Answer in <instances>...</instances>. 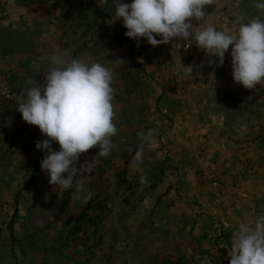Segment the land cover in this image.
Instances as JSON below:
<instances>
[{
	"label": "crops",
	"instance_id": "0c3cea01",
	"mask_svg": "<svg viewBox=\"0 0 264 264\" xmlns=\"http://www.w3.org/2000/svg\"><path fill=\"white\" fill-rule=\"evenodd\" d=\"M111 2L0 0V75H14L26 89L29 85V88L41 85L45 83L46 73L54 67L50 57L57 53H63L66 61L80 59L110 68L114 76V122L118 131L112 138L114 148L109 157L127 165L125 176L131 179L140 175L132 169L135 150H143L142 166L154 156L162 160L168 156L182 162L178 169L164 172L154 186H148V191L144 187L138 192L140 203L146 199L143 208L152 205L158 212L155 234L159 239L167 238L166 242L162 240L163 252L198 258L197 264H229L231 242L239 223L254 221L264 214V206H257L252 197L242 195L264 191V181L262 187L256 186L260 172L257 163L263 152L260 146H264V122L259 119L264 109V89H240L239 83L226 88L228 79L220 80L224 86L219 90L212 89L208 82L203 83L197 71L204 60L208 61L202 49L181 39L153 47L146 38H127L123 35L127 29L122 26V20L110 23L115 8ZM255 2L216 0L205 7L207 16L203 21L191 19L193 31L195 27L211 24L217 30L231 32L237 17L245 22L254 17L264 20V11L258 10ZM181 45L189 48L179 52ZM129 49L138 51L135 62L129 57ZM159 63H175L183 70L191 67L194 74L184 92L188 108L182 112L174 106L171 122L163 117L167 91ZM127 64L132 65L128 71ZM133 80L137 88L129 86ZM148 81L154 82V88L147 86ZM14 112L19 116L18 110ZM210 112L213 116H209ZM239 129H244V134ZM139 133H144V138ZM94 157L86 152L80 155L83 162ZM208 161L215 162L216 175L225 177L229 183L240 182V197L245 199L240 198L239 211L222 212L209 200L197 174V168L206 166ZM143 171L145 176L147 171ZM96 173L97 170L89 173L88 178ZM120 173L113 170L109 175L102 173V177L111 176L120 183ZM148 192L150 196L154 194L153 200L141 196Z\"/></svg>",
	"mask_w": 264,
	"mask_h": 264
},
{
	"label": "rangeland",
	"instance_id": "374dc122",
	"mask_svg": "<svg viewBox=\"0 0 264 264\" xmlns=\"http://www.w3.org/2000/svg\"><path fill=\"white\" fill-rule=\"evenodd\" d=\"M182 48L183 45L178 49L179 52ZM128 51L129 57L135 62L138 51ZM230 52L231 47L225 53L223 64L216 63V57L206 54L208 61L204 60L197 69L203 83L208 82L212 89L219 90L224 86L220 80L226 79L227 85L224 87H236L232 79ZM158 65V69L164 74V89L167 91L162 107L166 114L162 115L170 121L174 106L181 108L182 112L187 110L188 101L184 92L194 74L188 69H181L182 67L175 63ZM130 67L132 65L127 64L126 71ZM5 78L11 92L15 94V99L9 103L0 101V264L200 263L198 258L163 252L162 243L166 242L167 238L159 239L155 234V229L159 226L158 212L154 210L155 207L152 209V205L143 208L146 206V199L141 203L137 200L141 188L154 186L164 172L178 169L182 162L168 156L164 160L156 156L152 159L149 157L143 166L140 164L138 170L132 168L140 175L131 179L125 176L127 165L122 164L119 159L97 156L98 163L94 169L97 173L87 178L85 184V188L94 195L84 204L73 198L74 188L59 191L57 186L48 183L49 177L40 167V162L47 153L35 147L37 141L47 137L37 126L24 122L19 111V116L14 114L19 104L26 99V91L30 85L26 89V85L14 75ZM142 83L145 85L144 80ZM41 85H44V82ZM129 86L138 87L134 80ZM147 86L154 88V82L148 81ZM255 88L264 89V86L257 85ZM240 89L245 88L240 85ZM263 105L264 102V108ZM209 116L213 114L210 112ZM259 119L264 122V109ZM232 131L235 132L233 129ZM240 131L244 134L245 130L239 129ZM51 147L59 150L55 142L51 143ZM175 147L178 148L177 145ZM260 149L263 152L261 160L257 163V171L260 172H257L256 186L262 187L264 146H260ZM99 150L98 146H94L86 153L94 157ZM167 151L171 153L170 150ZM82 162L79 157L75 163L78 170L91 161ZM214 165L215 162L208 161L206 166L197 168L200 184L214 207L222 212L238 210L242 202L240 198L244 200L245 196L252 197L257 206H264L262 189L253 194L243 193L245 196L240 197V182L229 183L225 177L216 175L218 171ZM143 169L147 171L145 176H142ZM113 170L121 172L120 183L113 181L111 176L102 177V173L109 175L108 172L111 174ZM208 175H213L222 187L225 197L222 205L216 203L213 198L207 181ZM141 196L154 199V194L150 196V192Z\"/></svg>",
	"mask_w": 264,
	"mask_h": 264
},
{
	"label": "clouds",
	"instance_id": "9594fccd",
	"mask_svg": "<svg viewBox=\"0 0 264 264\" xmlns=\"http://www.w3.org/2000/svg\"><path fill=\"white\" fill-rule=\"evenodd\" d=\"M215 2L131 0L124 3L112 0L115 8L110 23L122 20L127 38H146L153 47L168 44L173 39L188 41L189 46L195 44L207 55L216 57L218 64H223L231 46L233 81L245 89L264 86V20L254 17L245 22L237 17L231 32L217 30L211 24L195 27L193 31L191 19L203 21L207 16L205 7ZM255 7L264 11V0H256ZM63 55L57 53L50 57L54 67L46 73L44 85L29 88L17 110L24 122L37 126L47 137L37 141L35 147L47 153L40 167L47 173L48 183L57 186L59 191L74 188L73 198L86 204L94 195L85 188L88 174L94 171L97 156L107 158L111 155L112 138L118 131L114 122V76L112 70L101 63H86L80 59L66 61ZM138 135L144 138L145 134ZM52 142L58 144L59 150L51 147ZM94 146L99 147L98 154L82 167L83 170H78L75 163L80 155ZM142 160L143 150H135L131 159L134 170L139 169ZM229 256V264H264V214L254 221L239 223Z\"/></svg>",
	"mask_w": 264,
	"mask_h": 264
},
{
	"label": "built area",
	"instance_id": "2783aa9c",
	"mask_svg": "<svg viewBox=\"0 0 264 264\" xmlns=\"http://www.w3.org/2000/svg\"><path fill=\"white\" fill-rule=\"evenodd\" d=\"M184 48L188 49L189 46H184ZM14 99L15 94L11 92L10 87L6 83V78L0 75V101L9 103ZM207 181L212 190V194L214 195L213 198L215 199L216 203L222 205L225 202V197L220 183L214 178L213 175H208Z\"/></svg>",
	"mask_w": 264,
	"mask_h": 264
}]
</instances>
